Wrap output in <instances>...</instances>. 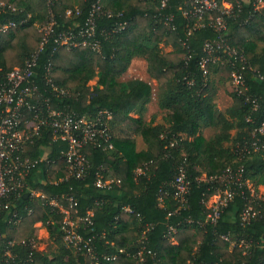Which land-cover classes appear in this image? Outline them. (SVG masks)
Returning <instances> with one entry per match:
<instances>
[{
  "label": "trees",
  "instance_id": "obj_1",
  "mask_svg": "<svg viewBox=\"0 0 264 264\" xmlns=\"http://www.w3.org/2000/svg\"><path fill=\"white\" fill-rule=\"evenodd\" d=\"M2 1L12 4L17 12L1 14L0 24L9 19L17 23L30 19L27 25L0 35V70L6 73L22 66L39 50L43 40L39 26L47 24L51 15L56 20V34L75 25L84 26L96 0H58L52 7L45 0ZM105 3L113 18L99 20L98 32L120 30L122 24L127 25L109 39L99 37L102 55L87 49L54 53V36L39 57L37 71L44 73L52 65V84L71 94L60 100L52 97L54 107L82 116L100 110L113 113L114 149L87 147L83 153L88 164L82 178L77 179L70 176L66 163L58 160L59 152L67 150V146L55 143L48 134L37 142L29 157H39L40 147L46 146L51 150L48 158L52 162L32 171L28 183L47 199L74 197L79 217L94 211L93 225L81 227L80 233L85 239H93L99 257H117L103 264H264V196L258 195L264 187V149L253 152L251 147L264 142V134L258 133L264 122V82L257 77H264L263 13H255L252 3H248L242 12L236 9L235 16L227 19L229 43L245 52L255 73L246 74V95L238 96L231 90L232 106L222 112L217 110L216 102L223 85L230 83V67L209 65L208 76L201 69L207 57L206 42L218 37L213 28L188 35L189 23L179 11L182 0H168L167 12L175 16L177 27L173 34L153 18L158 5L153 0ZM76 8L80 15L67 19L66 11ZM166 48L171 51L166 52ZM137 59L147 63L149 78L157 83V106L163 113V124H156V118L146 120L153 97L150 84L139 79L121 81ZM96 78L97 84L91 87L89 84ZM39 85L42 88L44 84ZM205 130L214 134L206 138ZM138 137L144 148L139 147ZM181 167L191 183L183 206L173 189ZM102 168L109 171L104 174L106 179L112 177L121 185L112 190L97 188ZM229 168L234 179L242 170V186L200 180L203 176H221ZM140 169L145 173L138 174ZM227 189L234 191L235 197L213 224L208 220L211 210L205 202ZM25 198L18 207L22 217L18 226L0 221V263L6 261L5 241L38 242L40 229L35 225L42 223L49 234L46 251L17 245L11 252L20 261L91 264L89 256L63 241V216L44 206L43 200ZM125 207L131 208L133 214H124ZM249 207L253 211L244 220ZM144 234L145 242L141 244ZM223 236L235 246L224 241ZM141 251L145 258L142 263L138 257Z\"/></svg>",
  "mask_w": 264,
  "mask_h": 264
},
{
  "label": "built area",
  "instance_id": "obj_2",
  "mask_svg": "<svg viewBox=\"0 0 264 264\" xmlns=\"http://www.w3.org/2000/svg\"><path fill=\"white\" fill-rule=\"evenodd\" d=\"M58 0H45L47 6L52 7ZM106 0H96L92 6L84 26L75 25L70 30L56 34V20L53 15L49 17L47 24L39 26L43 40L39 50L31 55L22 66L16 67L9 72L0 70V221L8 226H18L22 222L18 207L23 204L24 197L30 200H43L44 206L58 211L62 216L61 232L65 244L83 255L89 256L91 264L110 263L117 260L116 256L103 255L99 257L93 247V239H85L80 233L81 227L93 225L92 218L94 211L83 218L77 214L78 203L72 196L62 198L47 197L40 191H36L28 179L38 166L51 164L48 156L51 153L49 147H40V155L37 158L29 157L32 149L37 147V142L51 134L55 143L67 146V150L59 152L60 162L66 163V169L70 176L81 179L87 166L84 150L89 146H95L104 150H113L112 123L114 115L109 110H100L93 115H78L66 110L56 108L52 104V97L60 100L70 98L69 91L58 88L52 84L50 77L52 65L45 68L44 73L37 71L40 55L44 51L49 40L56 36L54 53L66 50L87 49L97 55H102V45L99 37L109 39L112 35L126 29V23L121 25L120 30H102L98 32V22L102 18H113V13L105 8ZM158 5L155 8L153 18L159 21L169 33H175V16L167 12L168 0H153ZM252 3L254 12L263 13L264 0H182L179 6L181 15L189 23L188 35L211 27L218 34L216 40L208 41L205 44L204 52L207 57L201 63V69L205 76L209 75V65L228 66L231 70L230 87L238 96H245L248 91L246 74L255 73L244 51L233 47L228 40L229 27L228 18L235 16V10L242 12L245 4ZM17 12V9L9 3L0 2V15H10ZM80 11L68 9L66 18L78 17ZM251 19V18H250ZM249 19H246L247 24ZM28 20L17 23L7 20L0 24V35L6 34L18 26H24ZM261 82L264 77L257 76ZM40 84H44L41 88ZM49 87V88H48ZM46 93V94H45ZM249 101V99H247ZM257 108V107H256ZM258 133L264 134V122ZM253 152L264 149V142L260 145L252 144ZM98 173L96 186L99 189L112 190L119 187L121 182L112 177L105 178L104 174L109 171L102 168ZM145 172L140 169L138 174ZM63 178H61L62 180ZM201 181L219 184L220 186L235 183L242 186V170L239 171L237 179H234L233 170L227 169L223 175L207 178L203 176ZM34 183L38 184L37 181ZM190 181L186 170L181 167L173 189L174 196L180 206L186 204V196L190 190ZM221 190V189H219ZM235 192L232 190L218 191V194L205 202L206 207L211 210L208 220L215 224L220 218L221 211L233 201ZM254 194V193H253ZM25 198V199H26ZM68 205V207L64 204ZM162 201V198L160 199ZM28 214L32 210L28 209ZM74 211V212H73ZM253 211L252 207L246 211L244 220H247ZM124 214H133L129 207L123 209ZM3 216H5L3 218ZM40 225V226H39ZM36 228H44L42 223H37ZM0 233V239H2ZM222 239L235 246L229 237ZM145 242V234L142 235L140 243ZM6 243L4 264H29V260L20 261L11 252V248L17 245H31L36 249V242H4ZM140 262H144L143 251L139 252ZM2 264V263H0Z\"/></svg>",
  "mask_w": 264,
  "mask_h": 264
},
{
  "label": "rangeland",
  "instance_id": "obj_3",
  "mask_svg": "<svg viewBox=\"0 0 264 264\" xmlns=\"http://www.w3.org/2000/svg\"><path fill=\"white\" fill-rule=\"evenodd\" d=\"M161 48H163V45H160ZM166 52L171 51V48H166L165 49ZM134 79H139V80H143L145 82H147L148 84H150V86L152 87V92H153V97H152V101L149 105V110L147 112L146 115V120L147 122L151 121L152 118H156V124H163V113L161 114L158 106H157V97H156V91H157V85L155 83V81L151 80L149 78L148 72H147V63L144 60L141 59H137L135 61L132 62L130 68L128 69V71L124 74V76L121 78V81L123 82H127L130 80H134ZM98 82V79L96 78L94 81H92L89 85L91 87H94ZM231 87L229 85V83L226 85H223L221 91H220V96H218L217 99V110L218 111H222L225 112L228 108H230L232 106V99H231ZM133 117L137 118L138 116H136L135 114L133 115ZM213 131L212 130H205L204 131V135L206 138H210L213 135ZM137 142L139 143L140 147H145L142 138L138 137ZM259 197H263L264 196V187H261L259 189ZM40 226V225H39ZM49 234L47 232L46 229L41 228L39 230V238H38V242H36V249L40 252H45L46 248L49 245Z\"/></svg>",
  "mask_w": 264,
  "mask_h": 264
},
{
  "label": "crops",
  "instance_id": "obj_4",
  "mask_svg": "<svg viewBox=\"0 0 264 264\" xmlns=\"http://www.w3.org/2000/svg\"><path fill=\"white\" fill-rule=\"evenodd\" d=\"M2 2H3V1H2ZM26 20H28V22H29L30 19L28 18V19H26ZM24 21H25V20H24ZM27 24H28V23H27ZM27 24H26V25H27ZM155 83H156V82H155ZM156 85H157V83H156ZM219 96H220V95H219ZM149 105H150V104H149ZM149 105H148V107H147V112H148V110H149ZM146 115H147V113H146ZM213 134H214V133H213ZM139 147H140V146H139ZM140 148H144V147H140Z\"/></svg>",
  "mask_w": 264,
  "mask_h": 264
}]
</instances>
